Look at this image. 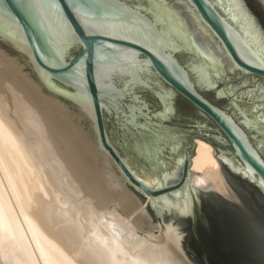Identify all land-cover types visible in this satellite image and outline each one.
Returning a JSON list of instances; mask_svg holds the SVG:
<instances>
[{"label": "water", "instance_id": "water-1", "mask_svg": "<svg viewBox=\"0 0 264 264\" xmlns=\"http://www.w3.org/2000/svg\"><path fill=\"white\" fill-rule=\"evenodd\" d=\"M90 2L101 6L96 20L113 24L111 36L139 43L90 35L67 9L66 23L18 10L15 24L0 19V56L70 140L99 138L156 224L146 239L160 244L174 225L192 264H264V5L247 0L252 19L239 0ZM101 44L115 50L103 76L86 52ZM81 53L86 84L73 76ZM153 82L162 109L137 88ZM174 92L199 113L173 105ZM197 139L214 148L227 196L190 171Z\"/></svg>", "mask_w": 264, "mask_h": 264}, {"label": "bare ground", "instance_id": "bare-ground-1", "mask_svg": "<svg viewBox=\"0 0 264 264\" xmlns=\"http://www.w3.org/2000/svg\"><path fill=\"white\" fill-rule=\"evenodd\" d=\"M195 144L190 171L227 196L214 148ZM155 229L99 138L70 140L0 56V264H192L174 225L160 244Z\"/></svg>", "mask_w": 264, "mask_h": 264}, {"label": "snow or ice", "instance_id": "snow-or-ice-1", "mask_svg": "<svg viewBox=\"0 0 264 264\" xmlns=\"http://www.w3.org/2000/svg\"><path fill=\"white\" fill-rule=\"evenodd\" d=\"M238 7L248 13L250 18L251 14L248 12L247 0H239ZM41 9L47 10L52 14V18L58 21H64L66 23V16L64 15L65 10L70 11L82 25L86 26L89 29L90 35H104L111 36V30H113V24L109 21H98L95 18L100 14L101 6L98 3L90 2V0H72L71 4H66L65 0H34V3L26 4L24 0H14V6L12 8L5 7L3 4H0V19L8 18L13 24L16 23V20L13 18L14 11L24 10V11H41ZM127 11V9H123ZM115 15V13H113ZM44 18V17H42ZM103 29V31H102ZM264 31V27H262ZM68 35H74L71 29H68ZM112 39H125L129 40V36H111ZM132 44H138L139 41L135 38L129 40ZM3 43V41H0ZM150 51V50H149ZM87 55L91 61L94 62V66L97 69V75L103 76V67L105 63L111 61L112 57L115 55V50L110 44H101L98 46H89L86 48ZM81 60H84V53H81V57L76 61L73 66L75 71L73 76L77 78L80 83H87V67L89 61H85L81 64ZM83 73L82 75H78Z\"/></svg>", "mask_w": 264, "mask_h": 264}, {"label": "flooded vegetation", "instance_id": "flooded-vegetation-1", "mask_svg": "<svg viewBox=\"0 0 264 264\" xmlns=\"http://www.w3.org/2000/svg\"><path fill=\"white\" fill-rule=\"evenodd\" d=\"M153 72V71H152ZM152 79L153 80H156V81H160L159 80V78L155 75V73L153 72V75H152ZM161 82V81H160ZM162 83V82H161ZM162 85H163V83H162ZM151 87L152 88H150V90H149V87H143V86H138L137 88H139V92H141V93H145L146 92V94H149L150 96H152V98H154L155 100H156V102H157V105H160L161 106V109H162V102H161V100H160V98L155 94L156 92H155V90L156 89H158L159 88V86H157L156 85V83H151ZM163 87H165L166 89H170L169 87H167V86H165V85H163ZM136 88V89H137ZM172 90V89H171ZM175 93V92H174ZM132 99V101L131 102H129L128 104H126V105H135V99H134V96L131 98ZM178 99V105H188V106H191L192 108H194L189 102H187L186 100H184L181 96H179V95H177L176 93H175V96H174V98H173V105H174V103L176 102V100ZM138 103V102H137ZM139 104H143V105H145V103H141V102H139ZM195 109V108H194ZM196 110V109H195ZM197 111V110H196ZM198 112V111H197ZM199 113V112H198ZM203 118V117H202ZM204 119V118H203ZM141 120V119H140ZM205 120V119H204ZM106 127H107V132H108V135H109V137H110V133H109V127H108V124H107V121H106ZM192 133H194V136H193V139H194V137L197 135V128H195V130H193V132ZM111 139V138H110ZM192 139V140H193ZM112 141V140H111ZM192 142V141H191ZM191 142H190V144H191ZM112 143L114 144V142L112 141ZM190 144L187 146V148L190 146ZM115 145V144H114ZM116 146V145H115ZM116 148L119 150V152L121 153V155H123L124 157H125V154H124V152H122V150L120 149V148H118L117 146H116ZM186 148V149H187ZM185 149V150H186ZM185 150H184V152H185ZM170 151V150H169ZM139 157H141L140 155H139ZM183 157H184V153H183ZM126 158V157H125ZM141 160L143 161V163H144V166H146L145 165V159L143 158V157H141ZM175 163H177V161H175ZM130 164V163H129ZM146 168V167H145ZM181 169H182V167H181ZM181 179V178H180ZM179 179V180H180ZM178 180V181H179ZM177 181V180H176ZM177 181V182H178Z\"/></svg>", "mask_w": 264, "mask_h": 264}, {"label": "rangeland", "instance_id": "rangeland-1", "mask_svg": "<svg viewBox=\"0 0 264 264\" xmlns=\"http://www.w3.org/2000/svg\"><path fill=\"white\" fill-rule=\"evenodd\" d=\"M147 214L150 216V214L147 212ZM151 217V216H150ZM152 218V217H151Z\"/></svg>", "mask_w": 264, "mask_h": 264}, {"label": "trees", "instance_id": "trees-1", "mask_svg": "<svg viewBox=\"0 0 264 264\" xmlns=\"http://www.w3.org/2000/svg\"><path fill=\"white\" fill-rule=\"evenodd\" d=\"M190 110H192V108H190Z\"/></svg>", "mask_w": 264, "mask_h": 264}]
</instances>
